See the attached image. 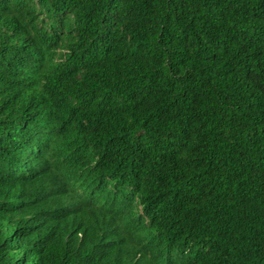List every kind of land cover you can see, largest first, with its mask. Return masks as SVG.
<instances>
[{"label": "trees", "instance_id": "obj_1", "mask_svg": "<svg viewBox=\"0 0 264 264\" xmlns=\"http://www.w3.org/2000/svg\"><path fill=\"white\" fill-rule=\"evenodd\" d=\"M0 264H264V0H0Z\"/></svg>", "mask_w": 264, "mask_h": 264}]
</instances>
